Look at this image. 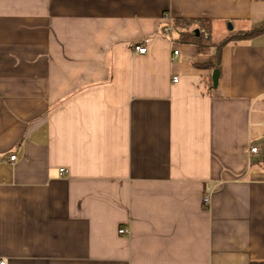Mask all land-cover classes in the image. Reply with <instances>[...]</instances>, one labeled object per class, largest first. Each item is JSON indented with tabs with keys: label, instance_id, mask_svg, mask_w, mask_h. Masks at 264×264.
Wrapping results in <instances>:
<instances>
[{
	"label": "crops",
	"instance_id": "obj_1",
	"mask_svg": "<svg viewBox=\"0 0 264 264\" xmlns=\"http://www.w3.org/2000/svg\"><path fill=\"white\" fill-rule=\"evenodd\" d=\"M263 24L264 0H0V259L264 260V33L217 64Z\"/></svg>",
	"mask_w": 264,
	"mask_h": 264
},
{
	"label": "trees",
	"instance_id": "obj_2",
	"mask_svg": "<svg viewBox=\"0 0 264 264\" xmlns=\"http://www.w3.org/2000/svg\"><path fill=\"white\" fill-rule=\"evenodd\" d=\"M173 27H176L180 30L179 35L181 39L195 43L200 51H206L209 46L212 44L209 35L205 37L204 33L209 31V21L203 19H175L173 21ZM195 26L198 29V35L195 34ZM203 29V31H201ZM264 33V24L259 27L250 28L247 30H238L235 31L221 41L217 42V64L219 62V54L223 45L230 41H240L247 40L252 37L258 36ZM264 164V156L260 160ZM249 264H264V260L260 261H250Z\"/></svg>",
	"mask_w": 264,
	"mask_h": 264
},
{
	"label": "built area",
	"instance_id": "obj_3",
	"mask_svg": "<svg viewBox=\"0 0 264 264\" xmlns=\"http://www.w3.org/2000/svg\"><path fill=\"white\" fill-rule=\"evenodd\" d=\"M170 28H171L170 26H165V27H163L162 30H163V32H165V31L169 30ZM133 50H134L135 52H137V53H145L147 49H146V45H145V43H144V42H141V43H139V44H135V45H133ZM173 54H177V50H174V51H173ZM176 80H177V78L174 77V78H173V81H176ZM249 152H250V153H255V152H257V146H250V147H249ZM9 158H10L11 160H14L15 156H14V155H11V156H9ZM262 177H263V179H264V172L262 173ZM208 200H209V199H208L207 196L204 197V199H203V201H204L205 203H207ZM118 232L124 234V233H127V232H128V229L125 228V227H121V228L118 229ZM0 264H6V260H5V259H0Z\"/></svg>",
	"mask_w": 264,
	"mask_h": 264
},
{
	"label": "water",
	"instance_id": "obj_4",
	"mask_svg": "<svg viewBox=\"0 0 264 264\" xmlns=\"http://www.w3.org/2000/svg\"><path fill=\"white\" fill-rule=\"evenodd\" d=\"M227 27L231 28V24L229 22L227 23ZM194 32H195V34H198V30L197 29H195ZM217 76H218V70L214 69L213 72H212V84H213V86H215L216 83H217Z\"/></svg>",
	"mask_w": 264,
	"mask_h": 264
}]
</instances>
